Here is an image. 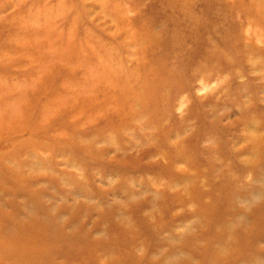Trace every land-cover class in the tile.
<instances>
[{"label":"rangeland","instance_id":"1","mask_svg":"<svg viewBox=\"0 0 264 264\" xmlns=\"http://www.w3.org/2000/svg\"><path fill=\"white\" fill-rule=\"evenodd\" d=\"M0 264H264V0H0Z\"/></svg>","mask_w":264,"mask_h":264}]
</instances>
